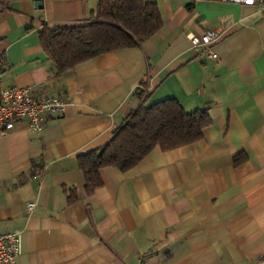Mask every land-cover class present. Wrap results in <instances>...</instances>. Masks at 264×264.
<instances>
[{
	"label": "crops",
	"instance_id": "1",
	"mask_svg": "<svg viewBox=\"0 0 264 264\" xmlns=\"http://www.w3.org/2000/svg\"><path fill=\"white\" fill-rule=\"evenodd\" d=\"M153 1L152 38L54 75L39 31L83 25L97 0H0V87L66 102L39 132L0 135V234H20L13 264H264V9ZM206 30L222 36L192 48L189 35ZM142 83L146 104L174 99L211 123L193 144L101 169L88 195L77 158L141 106Z\"/></svg>",
	"mask_w": 264,
	"mask_h": 264
},
{
	"label": "trees",
	"instance_id": "2",
	"mask_svg": "<svg viewBox=\"0 0 264 264\" xmlns=\"http://www.w3.org/2000/svg\"><path fill=\"white\" fill-rule=\"evenodd\" d=\"M161 26L162 17L153 0H97L95 10L83 25L44 26L38 34L42 53L52 63L54 75H62L99 55L139 47ZM142 94L139 88L141 106L126 118L105 146L78 156L86 194L102 185L101 169L112 167L126 172L153 150L165 152L193 144L203 138L204 129L211 123L206 109L186 112L174 99L146 106ZM35 167L41 168L34 164ZM74 198L71 193L68 201Z\"/></svg>",
	"mask_w": 264,
	"mask_h": 264
},
{
	"label": "built area",
	"instance_id": "3",
	"mask_svg": "<svg viewBox=\"0 0 264 264\" xmlns=\"http://www.w3.org/2000/svg\"><path fill=\"white\" fill-rule=\"evenodd\" d=\"M246 6L258 5L264 9V0H221ZM222 33L220 30H206L199 36L189 35L191 47L210 48ZM209 57L215 55L209 53ZM140 88L143 96L149 92L147 83ZM66 102L55 96H38L32 87H0V135L21 124L32 132H39L50 118L60 117ZM34 203H27V210L34 209ZM20 253V234L17 231L0 234V264H13Z\"/></svg>",
	"mask_w": 264,
	"mask_h": 264
},
{
	"label": "rangeland",
	"instance_id": "4",
	"mask_svg": "<svg viewBox=\"0 0 264 264\" xmlns=\"http://www.w3.org/2000/svg\"><path fill=\"white\" fill-rule=\"evenodd\" d=\"M146 106H148V104H145Z\"/></svg>",
	"mask_w": 264,
	"mask_h": 264
},
{
	"label": "water",
	"instance_id": "5",
	"mask_svg": "<svg viewBox=\"0 0 264 264\" xmlns=\"http://www.w3.org/2000/svg\"><path fill=\"white\" fill-rule=\"evenodd\" d=\"M37 4V3H36Z\"/></svg>",
	"mask_w": 264,
	"mask_h": 264
}]
</instances>
